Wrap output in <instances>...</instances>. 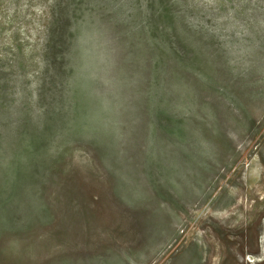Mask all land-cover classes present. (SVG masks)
Returning <instances> with one entry per match:
<instances>
[{
	"label": "rangeland",
	"instance_id": "374dc122",
	"mask_svg": "<svg viewBox=\"0 0 264 264\" xmlns=\"http://www.w3.org/2000/svg\"><path fill=\"white\" fill-rule=\"evenodd\" d=\"M0 264H264V0H0Z\"/></svg>",
	"mask_w": 264,
	"mask_h": 264
}]
</instances>
